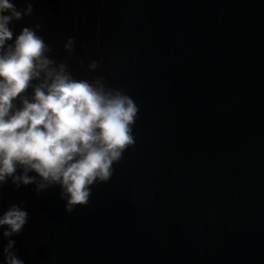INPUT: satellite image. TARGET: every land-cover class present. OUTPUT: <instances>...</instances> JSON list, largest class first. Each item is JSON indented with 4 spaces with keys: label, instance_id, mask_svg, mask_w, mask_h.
Returning <instances> with one entry per match:
<instances>
[{
    "label": "water",
    "instance_id": "obj_1",
    "mask_svg": "<svg viewBox=\"0 0 264 264\" xmlns=\"http://www.w3.org/2000/svg\"><path fill=\"white\" fill-rule=\"evenodd\" d=\"M35 24L76 79L103 76L139 111L86 207L0 186V215L28 212L10 237L23 264H264V0H33L14 39Z\"/></svg>",
    "mask_w": 264,
    "mask_h": 264
},
{
    "label": "clouds",
    "instance_id": "obj_2",
    "mask_svg": "<svg viewBox=\"0 0 264 264\" xmlns=\"http://www.w3.org/2000/svg\"><path fill=\"white\" fill-rule=\"evenodd\" d=\"M24 3L18 9L15 0H0V186L10 179L16 189L35 185L37 194L58 187L71 214L89 204L92 187L109 182L113 165L134 148L139 108L103 76L76 79L67 60L52 58L39 24L23 27L14 39L10 25L33 12V0ZM75 46L73 37L63 44L69 59ZM79 64L87 73L99 67L96 60ZM27 222L28 212L17 204L0 215L3 264H23L10 237Z\"/></svg>",
    "mask_w": 264,
    "mask_h": 264
}]
</instances>
